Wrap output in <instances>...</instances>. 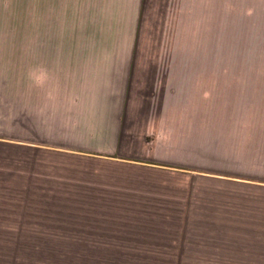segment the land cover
<instances>
[{
    "label": "rangeland",
    "instance_id": "374dc122",
    "mask_svg": "<svg viewBox=\"0 0 264 264\" xmlns=\"http://www.w3.org/2000/svg\"><path fill=\"white\" fill-rule=\"evenodd\" d=\"M42 32L17 53L36 102L0 101V264H264V0L200 27L181 84L176 69L155 94L181 102L122 119L119 149L93 157L49 149L91 126L49 102Z\"/></svg>",
    "mask_w": 264,
    "mask_h": 264
},
{
    "label": "crops",
    "instance_id": "0c3cea01",
    "mask_svg": "<svg viewBox=\"0 0 264 264\" xmlns=\"http://www.w3.org/2000/svg\"><path fill=\"white\" fill-rule=\"evenodd\" d=\"M229 1L0 0V101L36 102L38 77L31 70L38 65L17 53L21 38L48 36L42 31L49 28V102L65 111L69 104L74 118L91 126L84 130L88 141L49 145L50 151L80 158L117 150L122 119L139 111L157 118L166 103L181 102L182 96H155L158 86L175 84L176 69L181 84L183 54L190 63L192 53L196 59L199 28L223 25Z\"/></svg>",
    "mask_w": 264,
    "mask_h": 264
}]
</instances>
